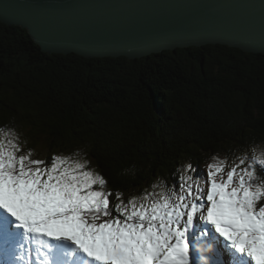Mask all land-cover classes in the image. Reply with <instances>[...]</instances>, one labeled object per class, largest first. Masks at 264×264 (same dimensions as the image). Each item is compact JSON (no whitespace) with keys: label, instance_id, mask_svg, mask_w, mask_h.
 I'll return each instance as SVG.
<instances>
[{"label":"trees","instance_id":"trees-1","mask_svg":"<svg viewBox=\"0 0 264 264\" xmlns=\"http://www.w3.org/2000/svg\"><path fill=\"white\" fill-rule=\"evenodd\" d=\"M0 126L39 158L86 152L126 195L157 179L178 185L182 163L264 143V55L223 45L137 60L48 54L0 22Z\"/></svg>","mask_w":264,"mask_h":264},{"label":"snow or ice","instance_id":"snow-or-ice-1","mask_svg":"<svg viewBox=\"0 0 264 264\" xmlns=\"http://www.w3.org/2000/svg\"><path fill=\"white\" fill-rule=\"evenodd\" d=\"M205 168L182 163L178 185L126 195L86 152L39 158L0 126L4 264H264V143ZM221 238L228 260L201 246Z\"/></svg>","mask_w":264,"mask_h":264},{"label":"water","instance_id":"water-1","mask_svg":"<svg viewBox=\"0 0 264 264\" xmlns=\"http://www.w3.org/2000/svg\"><path fill=\"white\" fill-rule=\"evenodd\" d=\"M48 54L142 59L223 45L264 55V0H0Z\"/></svg>","mask_w":264,"mask_h":264},{"label":"bare ground","instance_id":"bare-ground-1","mask_svg":"<svg viewBox=\"0 0 264 264\" xmlns=\"http://www.w3.org/2000/svg\"><path fill=\"white\" fill-rule=\"evenodd\" d=\"M172 126V125H171ZM174 126H175V124H174ZM0 227H2V225H0ZM222 239V238H221ZM202 241V240H201ZM203 241H204V243L205 244H212L213 245V247H214V249L216 250V253H219V256L222 258V259H220V257L218 256V258L220 259V260H227V259H230V255L227 253V251H226V249L224 248V245H223V241L222 240H220V241H218V242H212L211 240H207V239H203ZM223 245V246H222ZM4 246V245H3ZM2 246V247H3ZM205 246V245H204ZM0 248V254H1V252H4V248ZM223 252H225V253H223ZM4 257H6L5 255H4ZM7 258V257H6ZM2 260H3V258H2ZM4 260H5V258H4ZM0 264H4V261H0Z\"/></svg>","mask_w":264,"mask_h":264},{"label":"rangeland","instance_id":"rangeland-1","mask_svg":"<svg viewBox=\"0 0 264 264\" xmlns=\"http://www.w3.org/2000/svg\"><path fill=\"white\" fill-rule=\"evenodd\" d=\"M26 30V29H25ZM45 154H46V152L44 153V155H43V157L42 158H44L45 157ZM221 157H223V156H221ZM196 170H197V168H196ZM196 175L199 177V176H202V175H205L206 176V168L204 167H200L199 168V170H197L196 171ZM222 240V239H221ZM201 243H204V241H203V239H202V241H201ZM4 245V243H3V239H2V237H0V248L2 247ZM206 245V244H205ZM216 246V245H215ZM214 246V247H215ZM223 246V245H222ZM213 247V248H214ZM2 248H4V246L2 247ZM216 251V250H215ZM223 253H225V252H223ZM3 257V258H5V260L7 259L6 257H4V255L3 254H0V257ZM220 257V256H219ZM220 259H222L221 257H220ZM4 259L3 260H1L0 259V261H5ZM228 260V259H227Z\"/></svg>","mask_w":264,"mask_h":264}]
</instances>
